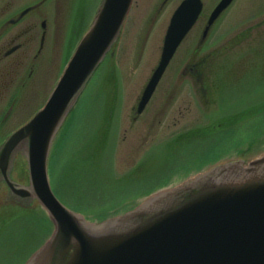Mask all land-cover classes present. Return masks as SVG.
<instances>
[{"label": "rangeland", "instance_id": "obj_1", "mask_svg": "<svg viewBox=\"0 0 264 264\" xmlns=\"http://www.w3.org/2000/svg\"><path fill=\"white\" fill-rule=\"evenodd\" d=\"M100 1L46 0L38 9L49 14L48 25H55L56 33H47L38 68L0 130L1 141L45 104ZM180 1L168 0L155 15L162 0H133L113 49L58 131L48 175L53 192L69 208L77 209L79 203L100 208V202L135 196L171 176L166 184L129 200L124 211L150 193L192 177L197 170L191 168L209 158L249 160L264 153V114L230 131L205 137L192 132L218 124L219 118L223 127L225 117L239 118L245 107L264 102V0H233L200 42L208 14L219 1L203 0V16L178 47L145 109L135 112ZM180 134L194 137L178 142L174 136ZM13 174L27 182L24 156L17 158ZM88 218L94 221L92 214ZM53 229L38 201L31 206L13 202L0 187V264L24 263Z\"/></svg>", "mask_w": 264, "mask_h": 264}, {"label": "water", "instance_id": "obj_2", "mask_svg": "<svg viewBox=\"0 0 264 264\" xmlns=\"http://www.w3.org/2000/svg\"><path fill=\"white\" fill-rule=\"evenodd\" d=\"M133 0H101L47 101L0 146V180L10 200H37L54 223L44 245L25 264H264V153L217 163L135 208L95 223L63 204L48 176L54 138L93 72L117 41ZM232 0H220L202 32ZM203 3L182 0L171 15L160 59L137 112L146 106ZM18 153L29 183L12 178Z\"/></svg>", "mask_w": 264, "mask_h": 264}, {"label": "flooded vegetation", "instance_id": "obj_3", "mask_svg": "<svg viewBox=\"0 0 264 264\" xmlns=\"http://www.w3.org/2000/svg\"><path fill=\"white\" fill-rule=\"evenodd\" d=\"M45 1L35 0L23 4L24 0H0V130L15 112V105L22 99L30 80L34 77L47 33H56V26L48 25L49 14L38 10ZM167 1L162 0L155 15ZM56 3L59 4L55 1ZM55 8V14L62 16L57 10L59 8ZM203 11L204 2L198 20L203 16ZM209 15L210 13L208 17ZM190 68L192 70V67ZM4 140H0V145ZM0 187L9 192L4 181L0 180Z\"/></svg>", "mask_w": 264, "mask_h": 264}, {"label": "trees", "instance_id": "obj_4", "mask_svg": "<svg viewBox=\"0 0 264 264\" xmlns=\"http://www.w3.org/2000/svg\"><path fill=\"white\" fill-rule=\"evenodd\" d=\"M244 111L245 112L240 113L242 115L239 118H237L235 116L225 117V118H227V121L223 125V127L219 126L218 128H216L215 126L210 125L207 128H205L204 130H201V131L200 130H192V132H196L197 133V135H196L197 137H205V136L211 135L213 133H216L217 131H220V130L230 131V130L233 129V127L238 126L245 119L249 120V119H253L254 117L257 118V117H260L261 114H264V103H262L261 105H258L256 107H253V108H249V109L247 108ZM222 121H223V119H222ZM259 135L260 134H258L257 136H259ZM192 137H194V135L190 136V137H187V138H192ZM175 138L177 139V141L180 140V142L183 139H187V138H184V137L182 138V134H180L179 136H176ZM187 140H190V139H187ZM238 143H242V142H238ZM231 148L232 147H229L228 149H231ZM240 151H242V150H240ZM219 158H221L220 155L217 156V157H214V158H209L206 162H204L203 164H201L199 166H195V167L191 168V170H193V169L194 170H198V169L202 168L205 164H207L209 162H215ZM129 173H131V172H129ZM129 173L125 174V175H129ZM125 175H123V176H125ZM170 178H171V176L167 177V178H165V179H163V180H161L159 182H157L154 186H151V187H149V188H147L145 190L139 191V194H137L135 196H132V195H128V196L121 195L120 197H118L116 199L115 202H112V201H110V202H108V201L100 202L99 203V204H101L100 208H96L95 209V208L89 206V204L88 205H83V204L79 203V205L77 206V210L83 212L87 216L89 214H92V219L103 220V219L107 218L108 216L123 210L122 208L124 206H126L127 203H129V200L134 199V198H136L137 196H139L141 194H148L149 192L154 190L156 188V186H161V185L166 184L169 181ZM130 196H132V197H130Z\"/></svg>", "mask_w": 264, "mask_h": 264}]
</instances>
